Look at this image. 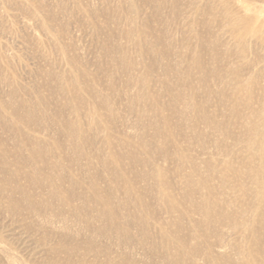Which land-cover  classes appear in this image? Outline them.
<instances>
[{"label": "bare ground", "instance_id": "6f19581e", "mask_svg": "<svg viewBox=\"0 0 264 264\" xmlns=\"http://www.w3.org/2000/svg\"><path fill=\"white\" fill-rule=\"evenodd\" d=\"M54 1L67 9L68 19L82 15L81 21L76 20L77 26L92 31L100 58L107 62H99L97 72L91 74L88 62L80 61L66 47L60 56L68 72L57 76L50 70L41 75L57 96L74 104L75 120L61 122L69 134L65 144L42 138L39 123L43 116L35 114L29 105L26 88L13 82L7 94L0 92V264H199L200 260L204 264H237L232 254L244 258L242 264H264V248H260L264 243V122H250L249 127L245 126L248 136L242 152L253 153L246 162L237 158L234 161L233 153L227 150L228 159L218 169L216 159L197 162L198 158L181 146L186 143L191 148L196 144L204 152L207 144L202 141L209 136L200 130L201 126L223 141L233 136L225 122L215 120V114L206 116L200 109L201 102L196 99L199 90L192 83L194 71L198 72V82L208 96L213 95L209 82L219 88L223 84L224 90L231 82L235 83L232 94L236 102L228 110L236 122L244 120L238 114L240 107L252 109L250 88L256 74L247 76L250 79L247 83L242 82L241 65L229 68L231 55L223 58L217 55L220 35L212 28L216 26L221 28L217 32H227L229 40L239 49L235 58L242 65H248L250 43L254 41L264 48V0H209L213 5L205 9L191 7L193 14L206 11L208 16L206 20L195 18L188 23L187 29L196 45L189 62L187 58H178L186 66L189 64L182 76L170 63L173 49L171 44H165L166 33H156L151 22L158 25L156 20L160 21L163 10L168 7L172 17H179L182 8L178 5L183 0H129L128 5L124 0H117L116 8L105 0ZM92 1L106 7L98 10L92 7ZM11 3L18 6L19 13L23 12L25 19L19 18L27 22L34 15L39 18L45 14L46 7L38 0H0V9L7 15ZM149 7H152L148 14L152 21L143 22L141 17ZM53 16L48 17L50 22L54 21L51 18L56 19ZM114 21L119 25L126 22L129 26L110 30ZM198 21L205 22L203 35L195 31ZM41 28L47 32L48 26ZM55 31V38L62 35ZM37 39L36 42L40 40ZM122 42L130 44L137 61L128 60L131 54L121 46ZM159 62L163 63L162 76L181 77L183 90L187 92L174 90L169 82L163 83L162 96L169 99L163 105L152 94L149 84ZM5 63H0L2 70H6ZM136 65L142 67L140 75L123 79V73L137 68ZM60 78L66 80L64 88L56 86ZM124 85L142 92L131 97V101L128 99L127 105L130 103V109L141 108L149 119L153 117L147 127L154 128V137L162 139L164 146L158 154L154 153V158L161 156L169 163L173 161L172 171L168 168L165 172L166 168L158 162L147 160L151 152L146 145L140 146L146 159L126 153L127 138L123 139L121 134L118 148L113 149L110 132L113 125L101 122V113L105 110L109 116H115L113 99L119 101L126 97L122 92ZM241 93L247 94L248 101L240 99ZM40 103L43 102L40 100ZM215 107H222V102H217ZM166 109L170 115H164ZM83 114L93 116L97 120L93 130L104 133L105 160L100 159L99 149L95 155L87 152L91 144L87 136L89 129L81 123ZM173 117L178 119L175 124H171ZM235 140L238 144L241 142ZM216 144L215 140L212 145ZM124 160L127 169L122 165ZM149 166L152 168L148 169ZM176 176L181 180L178 183L171 179ZM136 180L147 184L143 190L145 196L134 184ZM150 208L157 209L153 212ZM157 213L165 215L168 221L166 227L162 222H153L159 229L158 236H154L150 219L154 220ZM13 219L20 222L16 224L20 228L18 236L32 237L43 252V261L40 258L31 261L18 253L25 249L27 241L19 249L15 247L14 235L8 229L14 225ZM222 228L238 235L244 244L225 240ZM133 229L135 234L131 232ZM132 245L143 249L146 258L134 256L129 251Z\"/></svg>", "mask_w": 264, "mask_h": 264}, {"label": "rangeland", "instance_id": "374dc122", "mask_svg": "<svg viewBox=\"0 0 264 264\" xmlns=\"http://www.w3.org/2000/svg\"><path fill=\"white\" fill-rule=\"evenodd\" d=\"M38 1L42 2L43 6L46 7L45 14L42 17H39L40 19L34 15L35 17L33 16L34 18L32 17L33 19L31 18L30 22H27L29 20H22L25 19L23 18L24 14H22L23 12L21 11V13H19L18 6H16L15 3H11V6L7 7L10 12L9 15L4 13V11H2V8L0 9V63L6 62V65L4 64L6 70H2L3 68L1 69L0 66V92H2L3 94H7L11 90L10 86L13 82L16 85L18 84L19 87L23 89L26 88L28 95L25 96V98H27L29 105L32 106L35 114H40L43 116L42 121L39 123V129H42V138H45L51 143L65 144L68 143L67 136H69V134L65 132L61 122L75 120V116L73 115L74 104L67 99L65 101V99L62 98L60 95L57 96L54 93V89L46 86L47 80L45 78H42L41 75L46 74V72H49L50 70V72H53L57 76H60L62 72H68L65 68L64 58L61 57L62 52L66 47H69L70 50H73V53L76 54L80 61L88 62L91 74L97 72V66L99 62L106 63L107 61L101 60L100 50L98 48V44L96 43L95 35L92 33V31H90L87 27H85L84 29H79V27L77 26L76 20L81 21L83 19L81 14L75 15L76 19L75 17H73L72 20H70L68 19V13L65 12L67 9L60 7V5L58 6L54 0ZM105 1L108 5L110 4L112 8L117 7V0ZM124 1L127 2V5L130 3L129 0ZM91 3L92 7H95L98 10H102L106 7V5L100 4L97 1H92ZM208 5H213V3L210 4L209 0H183L180 2V5H178L179 9L182 8L179 17H172L171 10L168 7L167 9L163 10L159 19L160 21L156 20V23L158 25H155L153 22H151L152 26L155 28L156 33H166L165 44L167 46L171 44L173 49V54L171 58L173 60H170V63L174 64L178 72H181L179 73L180 76L185 75L186 69L189 67V64L186 66V63L179 61L178 58H187V62H189V60L194 55V48L196 45V41L190 35V30L188 31L187 29L188 23L191 20H195V18L199 21L206 20L208 16V13L206 11H202L201 14L198 15L193 14L191 7L200 6L201 8L205 9ZM236 6H238L236 8H238V10L241 12L242 9L240 8L239 4H237ZM151 11L152 7L146 8L144 10L143 15L141 17V20L143 22L152 21V18L148 15ZM53 15L57 16V18ZM50 16H53L56 19L51 18L54 21L50 22L48 18ZM19 17H21L22 19ZM199 21L197 22L195 31L203 35L204 30L202 27L204 26L203 23L205 22ZM52 23H54V25ZM114 23L115 25H111L110 30H115L116 28L125 29L126 26H129L126 22L124 24L121 23V25L118 24V21H114ZM44 25L45 27L48 26V28H46L47 32H44V28H41L40 30V27H43ZM50 28L53 29V32L50 30ZM212 29L215 31V34L219 33L220 35V45L216 52L217 55L221 58H223L225 55H231L232 61L227 63V66L229 68L238 66V64L241 65L240 73L242 74V82L247 83V81L250 80L247 76L256 74V77L253 78L254 83L251 85L250 88V94L252 95V102L250 101V103L252 105V109L250 111L245 110L239 105L240 113L238 114L241 115L244 120L238 123L233 119L232 116H230V112L228 110L230 108L229 106L231 104H235L236 102V100L234 99L235 95L232 94V89L235 83L231 82V86H229V88L226 87L227 89L224 90L223 84L221 85L222 87L220 86L219 88L217 86H214V83L209 82V89L213 90V95L208 96L207 92L203 90L202 85L198 82V72H193L192 83L194 86H196L195 88L199 90L197 95L198 98L196 99L198 102H201L200 109L206 116H209L210 114H215V120L225 122L228 128L232 130L233 136L232 138L223 141L221 137L216 134H209V130L206 129L204 126H201L200 130L204 134L209 136L208 138L202 141V143L207 144L206 150H204V152H200L196 144H193V147L191 148H189L188 144L186 143H181V146L184 150H188L189 154L197 157V162H202V160L207 159L210 160L212 158L216 159L218 161L216 166L218 169H220L224 166L223 163L228 159V157L225 155L227 150L229 153H233L234 161L237 158V160H243L246 162L248 156L253 155V153H243L242 149L244 145L243 142L246 141V138L248 136L246 135L245 126L249 127L250 122L259 121V124L262 121L264 122V75H258L264 73V48L252 41V43H250L249 45V48L251 49H248L247 52V57L250 63L248 65H242L235 58V56L238 55L239 49L237 47H234V44L229 40L227 32H217L218 29L221 28L216 26ZM55 30H58V32H60V34L62 35H56L55 38ZM40 31H42L43 33H40ZM44 33L50 34H48V36L46 37ZM53 33L54 35H51ZM43 35H45V37H43ZM58 37H60V39ZM68 38L70 41L67 40ZM36 39L37 41L39 39L40 40L36 42ZM49 39L51 41L48 43ZM34 41L38 44H36ZM22 43H24V45ZM52 43H54L55 45ZM20 45H23L24 47H20ZM121 46L127 52L129 51V53L131 54L128 60L137 61V57L132 54V47L130 46V44L122 42ZM227 51L229 53H227ZM46 55L47 57H45ZM254 58L256 60L252 61ZM4 59L6 60L4 61ZM149 62L150 61H146V64H149ZM136 67L137 68L133 70L131 69L123 73V79L129 80L132 76L134 78H137L140 75L142 67H139L138 65H136ZM162 70L163 63H157L149 84L151 86L152 94L155 95L162 102L163 105L169 102L168 97L162 96V91L164 87L163 83L169 82L174 90H181L183 91L182 93L185 94H187V92L183 90L184 86H182L183 82H181V77L173 76L170 78H165L164 76H162ZM5 73L8 75H4ZM65 81L60 78L59 81L56 83V86L64 88ZM119 89H121V87H119ZM122 92L126 93L125 98H122L119 101L113 99V103L115 106V116H109L108 114H106L105 110H102L101 113V122H106L108 124L112 123L113 125L112 129L110 130V132L113 133V136L111 137V140L113 142V149L116 150L118 148V145L121 141L119 134H121L123 139L127 138V147L125 149L126 153H128L129 155H135L138 158L146 159L143 156L145 153L140 151V146L146 145L150 150L149 152H151L150 158L147 160L158 162L161 167L166 168L165 172L168 168L170 171H172L171 169L175 168V164L173 161L169 163L166 161L165 158H162L161 156L157 159L154 158V153L158 154L164 149V146H162L161 144V142L163 141L162 139L154 137V128L147 127V124L153 120V117L149 119L148 115L145 116L144 114H142L141 108L135 106L130 109V103L127 105L128 99L129 101H131V97L136 94L141 95L142 92L140 91V89L136 90V88L134 87L131 89L129 88V86L126 87V85L123 86ZM222 93H224V97ZM226 95L229 97L225 98ZM246 96L247 94L245 93H241L239 95L240 99L243 102L248 101V98ZM40 100L43 103H40ZM219 101L222 102V107L217 108L215 107V105ZM216 110L217 112H215ZM164 115H170L168 109L165 110ZM83 117L84 118L81 120V123L84 126H87L86 128L89 129L87 136L91 144L90 147H87V152L91 155H95L97 153L96 150L99 149L101 150L100 159L105 160L106 157L104 156L105 152L103 147L105 139L104 133L98 130H93L95 124L97 123V120L93 116L83 114ZM176 121H178V119L173 117V119L171 120V124H175ZM235 139H240L241 142H239L238 144L236 142L237 140ZM215 140L217 141V144L216 146H213L212 144ZM209 144H211V147ZM91 161L93 165L96 164L95 159H92ZM122 165H125L123 167L127 169L126 160L122 162ZM151 168V166L148 167V169ZM171 179L174 183H178V181H181L178 176H176V178ZM134 184L137 185V188L142 191L147 186L146 183H143L139 180H136ZM141 195L145 196V192L143 191ZM156 209L157 208H150V210H152L153 212ZM194 219L196 220L198 219V217L194 216ZM155 220L158 222H162L164 227H166V222L168 220L166 216L162 213H157V217H154V220L150 219L152 229L151 232L154 234V236H158L159 229L157 228V226L152 225ZM13 221L12 222L15 226H9L8 229H10L9 234L14 235L15 247L19 249V247L22 245V242L27 241V244L24 247L25 249L20 250L21 252L18 253L22 256H27L28 259L31 261H34V258H40V260L42 259L41 261H43V252L40 251V248L38 246H36L35 240L32 239V237L30 236H26V239H24L23 236L22 238L18 236L20 228H18L16 224H20V222L17 219H13ZM222 231L225 240H235L241 246L244 244V240H241L238 235L230 233L227 228H222ZM131 232L133 234L136 233L134 229ZM168 233H172V231L168 230ZM180 236L184 237L183 233H181ZM260 248H264V243L260 244ZM129 251H133V255H137V257L141 260L146 258V252L143 249H138L135 245H132L129 248ZM231 256L234 263L242 264L243 261L245 262L244 258H242L241 256H237L235 254H232ZM199 264L204 263L202 260H200Z\"/></svg>", "mask_w": 264, "mask_h": 264}]
</instances>
